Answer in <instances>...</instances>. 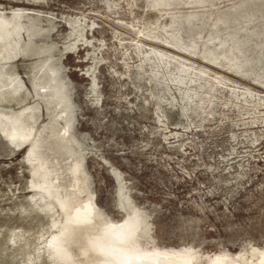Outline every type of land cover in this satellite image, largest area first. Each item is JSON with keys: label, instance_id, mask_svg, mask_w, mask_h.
<instances>
[{"label": "rangeland", "instance_id": "1", "mask_svg": "<svg viewBox=\"0 0 264 264\" xmlns=\"http://www.w3.org/2000/svg\"><path fill=\"white\" fill-rule=\"evenodd\" d=\"M217 260L264 264V0H0V264Z\"/></svg>", "mask_w": 264, "mask_h": 264}, {"label": "bare ground", "instance_id": "2", "mask_svg": "<svg viewBox=\"0 0 264 264\" xmlns=\"http://www.w3.org/2000/svg\"><path fill=\"white\" fill-rule=\"evenodd\" d=\"M89 206H90V208L91 207H93L92 206V204H89ZM92 209V208H91ZM92 211V210H91ZM93 216H94V214H93ZM92 216V217H93ZM13 229V228H12ZM17 232V231H16ZM19 232V231H18ZM15 233V232H14ZM14 233H13V230H12V235H14ZM17 234V233H16ZM16 236V235H15ZM20 238V237H19ZM18 238V239H19ZM17 240V239H16ZM21 240V239H20ZM10 241V240H9ZM19 241V240H18ZM12 242V241H11ZM9 243V242H8ZM26 248V247H25ZM120 249H122V248H120ZM123 251V250H122ZM185 258H187V257H185ZM185 260V259H184ZM180 261H182V260H180ZM180 261H179V263H180ZM177 262V261H176ZM176 262H173L172 264H178V263H176ZM223 263V260H217L216 262H215V264H222ZM143 264H154L153 262H150V263H147V262H143Z\"/></svg>", "mask_w": 264, "mask_h": 264}]
</instances>
